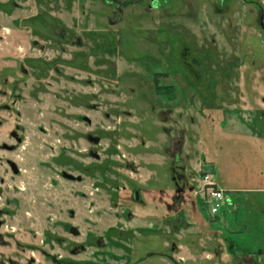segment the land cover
<instances>
[{
    "label": "rangeland",
    "instance_id": "1",
    "mask_svg": "<svg viewBox=\"0 0 264 264\" xmlns=\"http://www.w3.org/2000/svg\"><path fill=\"white\" fill-rule=\"evenodd\" d=\"M0 264H264V0H0Z\"/></svg>",
    "mask_w": 264,
    "mask_h": 264
},
{
    "label": "built area",
    "instance_id": "2",
    "mask_svg": "<svg viewBox=\"0 0 264 264\" xmlns=\"http://www.w3.org/2000/svg\"><path fill=\"white\" fill-rule=\"evenodd\" d=\"M201 190L212 215L218 214L229 201L226 192L217 185L210 173L204 176Z\"/></svg>",
    "mask_w": 264,
    "mask_h": 264
}]
</instances>
